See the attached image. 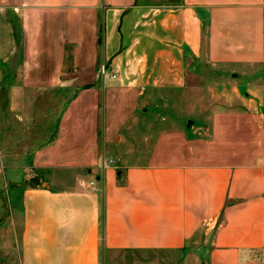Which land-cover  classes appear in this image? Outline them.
Wrapping results in <instances>:
<instances>
[{
    "label": "crops",
    "instance_id": "1",
    "mask_svg": "<svg viewBox=\"0 0 264 264\" xmlns=\"http://www.w3.org/2000/svg\"><path fill=\"white\" fill-rule=\"evenodd\" d=\"M261 63L264 0H0L4 249L264 264V127L201 74ZM174 110L199 117L187 129Z\"/></svg>",
    "mask_w": 264,
    "mask_h": 264
},
{
    "label": "rangeland",
    "instance_id": "2",
    "mask_svg": "<svg viewBox=\"0 0 264 264\" xmlns=\"http://www.w3.org/2000/svg\"><path fill=\"white\" fill-rule=\"evenodd\" d=\"M234 72V73H232ZM201 74L207 81L203 84L205 90L210 89L214 92L228 91L235 92L237 97L241 99H251L252 105L255 108L253 111L259 118L261 125L264 127V63L247 66L245 68L239 69L237 71H232L226 68H211L206 67L201 70ZM163 100L156 99L151 101L149 106V111L151 112V117L148 119L150 124L159 127L160 124H155L156 121H160L166 118V111L164 109ZM173 111V117H180L183 119V126L190 129L192 125H195L198 115L192 114H182V116L177 112ZM10 187L6 184L5 180L0 177V203L3 204L4 201L8 200V191ZM0 213L5 216V211L1 210ZM3 219V218H2ZM3 220H0V225ZM3 228L0 226V230ZM132 258H126L124 262L131 263L132 259L142 260V256L138 254H133ZM149 260H154L156 264H164L163 261L171 262V264H180L179 258H171L169 261L163 259V256L155 253L152 254ZM195 260H189L187 264H194ZM0 264H19V251L17 247L13 250H5L2 243V233H0Z\"/></svg>",
    "mask_w": 264,
    "mask_h": 264
},
{
    "label": "built area",
    "instance_id": "3",
    "mask_svg": "<svg viewBox=\"0 0 264 264\" xmlns=\"http://www.w3.org/2000/svg\"><path fill=\"white\" fill-rule=\"evenodd\" d=\"M100 74H101V76H102L103 79H105L106 77L107 78H112V79L115 78V75H107L106 74V69H105L104 65H102L100 67Z\"/></svg>",
    "mask_w": 264,
    "mask_h": 264
},
{
    "label": "trees",
    "instance_id": "4",
    "mask_svg": "<svg viewBox=\"0 0 264 264\" xmlns=\"http://www.w3.org/2000/svg\"><path fill=\"white\" fill-rule=\"evenodd\" d=\"M32 182H33V180L31 179V180L29 181V184H32Z\"/></svg>",
    "mask_w": 264,
    "mask_h": 264
}]
</instances>
